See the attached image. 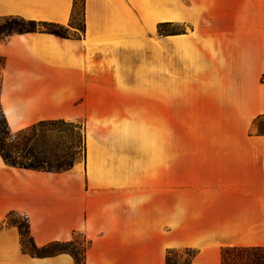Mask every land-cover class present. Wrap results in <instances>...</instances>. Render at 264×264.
<instances>
[{
	"label": "crops",
	"instance_id": "obj_1",
	"mask_svg": "<svg viewBox=\"0 0 264 264\" xmlns=\"http://www.w3.org/2000/svg\"><path fill=\"white\" fill-rule=\"evenodd\" d=\"M72 10L0 0V19L68 27ZM69 34L0 40L9 130L63 120L84 133V162L66 172L0 158V222L24 214L38 247L77 233L85 264H165L185 249L191 264H221L222 248L264 247V141L251 134L264 114V0H84V31ZM199 130L206 163L188 173ZM0 264L75 263L31 256L10 225Z\"/></svg>",
	"mask_w": 264,
	"mask_h": 264
},
{
	"label": "trees",
	"instance_id": "obj_2",
	"mask_svg": "<svg viewBox=\"0 0 264 264\" xmlns=\"http://www.w3.org/2000/svg\"><path fill=\"white\" fill-rule=\"evenodd\" d=\"M79 15L81 17V27L76 23ZM1 20L2 19H0V22ZM70 28H75L83 33L84 0H73V10L68 27L47 22L27 21L20 18H4L3 24L0 25V35H4V39L0 40H5L13 35L28 33H48L60 38H67L71 35L69 34ZM3 64L4 61L0 58V71ZM262 116L263 115L254 120L252 127L255 126V122H257ZM77 124V122L70 123L63 120L41 121L17 132H11L0 109V158L6 166L12 168L47 173L66 172L72 169L75 165L74 157L70 162H65L63 160L65 157V154H63L64 151H61V154L49 152L47 156H45L44 153L38 154L31 148L30 143L33 138L36 137V133L42 135L41 137L44 140L45 131H43V128L48 130L50 127H63L74 130L78 128ZM15 217H21L23 219V224L13 221V218ZM10 225L17 228L21 248L31 256L41 258L58 254H68L71 256L75 264H85V252L89 243L84 238V244L77 243L74 238L77 233L72 235L70 241H53L44 246L38 247L32 240L28 218L24 214L15 211L8 212L0 222V227ZM180 253H184L187 256L183 264H191L195 252L190 249H185L183 251H166L165 264H170V256H179ZM220 256L221 264H228L229 261H232V264H264V247H225L221 249Z\"/></svg>",
	"mask_w": 264,
	"mask_h": 264
},
{
	"label": "rangeland",
	"instance_id": "obj_3",
	"mask_svg": "<svg viewBox=\"0 0 264 264\" xmlns=\"http://www.w3.org/2000/svg\"><path fill=\"white\" fill-rule=\"evenodd\" d=\"M4 18H2L0 25L3 24ZM76 23L81 27V17L79 15ZM78 27V28H79ZM0 39H4V35H0ZM147 57L153 58L154 56V34L147 35ZM77 129L63 128V127H54V128H43L44 140L42 135L36 133V137L30 143L31 148L36 153H44L45 156L49 152H55L56 154H61V151L65 154L63 160L65 162H70L71 159L75 158V164L82 165L84 162V152H83V123L82 121L77 122ZM251 134L254 136H259L264 141V114L263 116L255 122V126L252 127ZM197 133V134H196ZM203 131H192L191 138V155L190 162L188 167V173H203L204 158L206 155L203 153V142L202 140ZM45 143V144H43ZM196 150V152H195ZM46 153H45V152ZM186 169L183 168V165L180 163V173H187ZM13 221L23 224V219L21 217L13 218ZM75 241L79 244H84L83 237L79 234L74 236ZM187 256L184 253H180L179 256H170V264H183ZM228 264H232V261H229Z\"/></svg>",
	"mask_w": 264,
	"mask_h": 264
}]
</instances>
